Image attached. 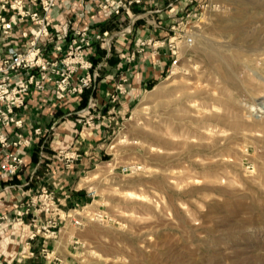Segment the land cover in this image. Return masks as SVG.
<instances>
[{
    "label": "rangeland",
    "instance_id": "obj_1",
    "mask_svg": "<svg viewBox=\"0 0 264 264\" xmlns=\"http://www.w3.org/2000/svg\"><path fill=\"white\" fill-rule=\"evenodd\" d=\"M189 1L177 18L190 14L193 44L183 34L164 78L118 116L101 113L89 199L47 237L52 264H264V0H193L187 11ZM49 219L31 230L43 236ZM23 227L0 234L3 264H29ZM73 236L69 258H54Z\"/></svg>",
    "mask_w": 264,
    "mask_h": 264
},
{
    "label": "crops",
    "instance_id": "obj_2",
    "mask_svg": "<svg viewBox=\"0 0 264 264\" xmlns=\"http://www.w3.org/2000/svg\"><path fill=\"white\" fill-rule=\"evenodd\" d=\"M25 1L30 8L40 6L39 1ZM65 1L72 4V8L67 11H63ZM100 3V0H58V6L51 14L53 23L57 24L58 28L68 27L72 30L85 25L101 28L111 33L112 37L119 36L117 40L120 46L111 47L110 50L108 46H99L96 49V54L90 57L94 64L90 71L97 69L99 77L93 87L87 88L82 95L54 102L44 96L50 88L43 93L35 90L30 93L31 108L27 123L33 127L41 126L50 132L44 148L41 146L42 141L36 139L30 147L21 149L25 165L19 173L12 177L0 176V215L6 214L9 218L4 220V229L11 224H18L24 226L23 231L26 227L30 228L31 233L30 222L34 216H37L39 224H44L49 215L39 213L37 204L28 207L31 198L39 193L42 186L56 192L59 203L56 218L68 228L70 224L67 215L75 212L78 206L89 199L84 179L90 170L101 162L100 139L105 136L106 131L98 121L101 113H115V116H118L125 112L135 95L154 86L170 69L171 57L168 48L158 45L174 34L171 26L180 14V9L187 5V0H144L142 4L131 6L128 13L124 11L123 20H119L118 16L106 18L99 9ZM192 7L187 6L186 10ZM4 13L10 16L13 10ZM24 28L16 27L13 36L1 47L7 49L14 43L24 46L27 41V38L21 35ZM129 28L130 30H125ZM55 38L56 34H53L46 55L61 58L62 53L51 52ZM132 52H135L134 58L127 61L125 56ZM125 76H128L130 86L128 84L127 91L119 95L117 85ZM114 94H118V101L112 100ZM92 100L96 106L89 112L94 121L89 126L81 121L79 115H83L82 109ZM39 102L40 109L37 106ZM116 105L118 107L115 108ZM72 153L76 154V161L71 159ZM20 208L29 209L24 215L23 224L16 222V211ZM20 234L19 232L18 236ZM41 235L44 237L40 234L34 238L27 236L30 238L27 244L31 250L24 257H28L29 264L53 263V258L45 255V251L52 245V240L47 238L44 232ZM74 240V236L69 238L67 250H63L59 257L54 258L62 261L64 258L68 259V252L75 247ZM40 254L47 259L40 260ZM22 261L23 257L17 258V262Z\"/></svg>",
    "mask_w": 264,
    "mask_h": 264
},
{
    "label": "built area",
    "instance_id": "obj_3",
    "mask_svg": "<svg viewBox=\"0 0 264 264\" xmlns=\"http://www.w3.org/2000/svg\"><path fill=\"white\" fill-rule=\"evenodd\" d=\"M36 1L40 2V6L30 8L25 0H0V176L3 177H12L23 169L25 160L21 152L22 148L30 147L36 139L42 141V148L47 144L50 130L41 126L33 127L27 123L26 119L31 108L30 93L33 90L43 93L50 88L51 90L44 96L54 102L82 95L87 88L93 87L99 77L97 69L94 72L90 71L94 65L90 57L96 54L99 46L105 47L108 44L109 50L111 48V41L108 42L106 39L108 31L90 25L75 27L72 30L68 27L58 28L51 16L58 6V0ZM100 1L99 9L104 16L106 18L118 16L119 20H123L124 11L128 13L131 6L144 2V0ZM189 4H193V0H190ZM70 8H72L71 2L65 1L63 11ZM7 10H13V13L7 16L4 13ZM189 17L190 14L187 13L184 17L177 18L171 26L174 34L158 45L168 48L171 57L170 66L176 65L179 60V42L182 35L184 34L187 44L194 42L192 34L188 33L191 27ZM16 27L24 28L21 35L27 38L26 44L20 46L14 43L3 49L1 46L13 36ZM53 34H56V42L51 52L62 53L61 58L46 55ZM134 56L135 52H132L125 56V59L130 61ZM128 84V76H125L117 85L118 94L126 92ZM118 94L112 95L113 101L119 98ZM37 106L40 109L41 103H37ZM95 106L96 103L92 100L82 109L83 115H79L81 121ZM91 119L87 121L89 126L94 122L92 116ZM141 168L142 166L138 164H127L121 166V171L129 174ZM36 204L39 206V213L43 212L50 216L49 222L41 226L45 236L56 237V229L61 224L57 218L51 217L59 210L56 196L46 186H42L39 193L31 198L28 207ZM28 210V208L18 209L16 222L23 224L24 215ZM74 215L72 222L78 226L83 225L82 218H78L81 214L77 212ZM98 216L104 217L105 214L103 212L87 214L92 220L97 219ZM6 219H9L6 214L0 215V232L4 229ZM30 224L36 226L37 216L32 218ZM36 236L37 232L31 231L30 237ZM74 242L78 243V241ZM0 264L3 262L0 261Z\"/></svg>",
    "mask_w": 264,
    "mask_h": 264
}]
</instances>
